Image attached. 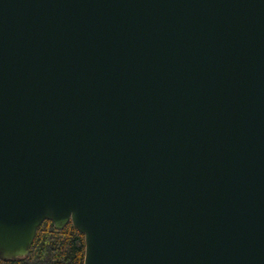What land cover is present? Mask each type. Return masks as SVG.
<instances>
[{"label": "water", "instance_id": "water-1", "mask_svg": "<svg viewBox=\"0 0 264 264\" xmlns=\"http://www.w3.org/2000/svg\"><path fill=\"white\" fill-rule=\"evenodd\" d=\"M47 219L84 264H264V0H0V258Z\"/></svg>", "mask_w": 264, "mask_h": 264}, {"label": "trees", "instance_id": "trees-1", "mask_svg": "<svg viewBox=\"0 0 264 264\" xmlns=\"http://www.w3.org/2000/svg\"><path fill=\"white\" fill-rule=\"evenodd\" d=\"M85 235L70 221L63 229L45 220L38 228L29 254L1 259L0 264H84Z\"/></svg>", "mask_w": 264, "mask_h": 264}]
</instances>
